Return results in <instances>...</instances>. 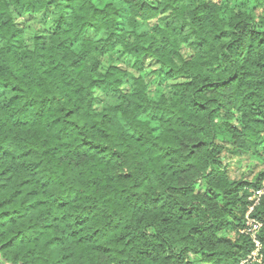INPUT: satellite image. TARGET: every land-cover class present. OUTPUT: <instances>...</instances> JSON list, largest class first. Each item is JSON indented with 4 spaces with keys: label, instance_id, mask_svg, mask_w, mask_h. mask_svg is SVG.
<instances>
[{
    "label": "trees",
    "instance_id": "obj_1",
    "mask_svg": "<svg viewBox=\"0 0 264 264\" xmlns=\"http://www.w3.org/2000/svg\"><path fill=\"white\" fill-rule=\"evenodd\" d=\"M263 3L0 0V264H260L239 229L264 186ZM48 7L30 49L15 20ZM117 48L136 73L100 71ZM252 215L264 259V195Z\"/></svg>",
    "mask_w": 264,
    "mask_h": 264
},
{
    "label": "rangeland",
    "instance_id": "obj_2",
    "mask_svg": "<svg viewBox=\"0 0 264 264\" xmlns=\"http://www.w3.org/2000/svg\"><path fill=\"white\" fill-rule=\"evenodd\" d=\"M225 1H229V0H225ZM255 10L257 15H260L261 13L264 14V3L255 7ZM51 11L52 8L48 7L47 9L42 10L36 14H26L15 20L16 25L24 29V41L28 48L30 49L33 48L35 37L39 35H46L51 33L53 29V23L51 22ZM181 53L185 58L189 56L187 49H182ZM141 61L143 63L142 74L144 76V80L148 84L149 94L153 95L154 90L157 88V86L155 84L156 79L153 77L154 74L151 71H153L156 68L157 63L154 59L149 58V56H144ZM112 64H115L123 69H126L134 73L137 72L135 68L132 66L133 59L128 55H126L120 48L114 50L113 58L105 55L100 58V71H104L107 65H112ZM121 89L126 92L130 90V86L123 85ZM93 96H94L93 107L96 111H100L104 96L97 89L93 90ZM234 122L235 121L233 120L231 121V123ZM238 161H239L238 158H230L228 160L230 167H232L231 177H234L235 179H240L241 177H244L246 180H252L254 177V173L260 170L262 167V166L257 167L254 170H252V173L247 174L246 171H248V167L250 166V161L246 159H242L239 162ZM203 186L204 185L200 182L194 186V189L195 191H203L204 189Z\"/></svg>",
    "mask_w": 264,
    "mask_h": 264
},
{
    "label": "built area",
    "instance_id": "obj_3",
    "mask_svg": "<svg viewBox=\"0 0 264 264\" xmlns=\"http://www.w3.org/2000/svg\"><path fill=\"white\" fill-rule=\"evenodd\" d=\"M264 195V186L252 191L250 196V204L245 212L243 226L239 229V233L248 236L252 244V250L242 263L257 262L264 264L262 256V242L259 239L260 231L263 227L261 220L255 218L252 214L254 207L259 203L260 198Z\"/></svg>",
    "mask_w": 264,
    "mask_h": 264
}]
</instances>
